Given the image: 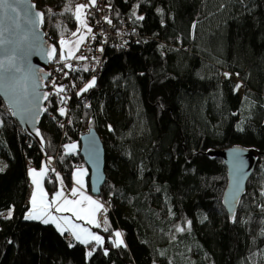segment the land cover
I'll list each match as a JSON object with an SVG mask.
<instances>
[{
    "label": "trees",
    "instance_id": "trees-1",
    "mask_svg": "<svg viewBox=\"0 0 264 264\" xmlns=\"http://www.w3.org/2000/svg\"><path fill=\"white\" fill-rule=\"evenodd\" d=\"M32 1L45 13L57 60L59 41L77 21L64 12L68 0ZM77 3L71 0L73 10ZM107 3L111 19L133 28L138 41L106 48L87 93L64 104L48 97L43 149L0 99V213L13 210L11 219L0 216V264H264V0ZM86 78L84 70L67 77L51 70L47 92H54L53 80L81 85ZM61 105L70 107L65 126L55 121ZM90 128L105 148L106 181L97 197L111 207L112 227L102 245H70L52 224L24 219L27 172L56 157L45 188L56 191V172L69 183L75 163L84 165L79 138ZM69 141L78 149L66 152ZM233 146L256 155L234 220L222 205L227 168L214 154Z\"/></svg>",
    "mask_w": 264,
    "mask_h": 264
},
{
    "label": "water",
    "instance_id": "water-1",
    "mask_svg": "<svg viewBox=\"0 0 264 264\" xmlns=\"http://www.w3.org/2000/svg\"><path fill=\"white\" fill-rule=\"evenodd\" d=\"M8 3L16 8V12H11L6 6L0 5V33H2L0 41H3L0 43V62L4 65L0 69V99L11 110L20 129L43 149L44 139L40 130V121L46 113L43 109L46 108L48 99L37 102L40 109L38 116L33 115L36 109L29 101L37 83L39 94L47 92L46 83L50 79L51 65L54 62L49 52L54 45L46 38L44 22L36 28L28 23V19L34 18L36 11L42 12L32 0H8ZM13 57L15 59L10 64L9 61ZM13 65L21 67L22 71L15 72L14 79H8V73L14 71ZM41 76L43 80L38 79ZM13 112L18 114L13 115ZM79 153L88 171L90 193L97 197L106 181V173L105 148L95 128H90L80 136ZM214 154L227 168V185L223 192L222 205L228 217L232 219L254 170L256 155L242 146H233ZM234 156H239V161L234 159ZM241 166L245 175L241 181V191L237 194L235 182L241 175L239 171ZM233 196H236V199H233Z\"/></svg>",
    "mask_w": 264,
    "mask_h": 264
},
{
    "label": "snow or ice",
    "instance_id": "snow-or-ice-1",
    "mask_svg": "<svg viewBox=\"0 0 264 264\" xmlns=\"http://www.w3.org/2000/svg\"><path fill=\"white\" fill-rule=\"evenodd\" d=\"M0 5L6 6L8 8V10H10L11 12H16V8L12 4L8 3V0H0ZM96 6H97V0H88V4H81V3L75 4V9L73 10V8L71 7V0H68V5L65 6L64 12L71 13L72 16L74 17V19L78 22V27H77L76 31L72 32V34H71L74 37H78V39L76 41H65L64 39H61L59 41V43L62 47L60 50L59 58L57 60L58 63L66 61L68 59H79V60L86 59V57H84V56L75 57L73 55V49H69L67 55H65L64 50H63V45H65L66 43H72L75 46L74 50L79 51L80 44L86 38L85 34L81 32V28L87 29L88 33H91V31H92V29L88 26V23H87L86 10L89 9L90 7H96ZM33 7H35V6H33ZM136 7H139V5H137ZM49 12H51V9H49ZM62 14L63 13H61V15ZM133 15L135 16V12H133ZM44 16H45L44 12L36 11L34 13V18L28 19V23L31 24L33 26V28L39 27V25L43 24V22H44ZM136 19L143 20L144 17L143 16H137ZM104 20L108 24L112 23L111 19L108 17H104ZM0 35H2V33H0ZM94 38L95 37H93V39ZM2 42L3 41H0V43H2ZM100 51H103V49L101 48ZM56 52H57V49L55 46H53L51 48V51L49 52V56H51L53 59H56V55H55ZM14 59H15L14 57L10 59V61H9L10 64H11V61ZM3 67H4L3 62H0V69H2ZM13 68H14V71L8 73V79H14V73L22 71L21 67H16L13 65ZM64 69H68L71 71V70H73V65L70 63H64L62 68L57 69L58 71L63 72L64 76L67 77L68 72H65ZM5 71H8V70L5 69ZM84 71H88V69L85 68ZM224 75L226 78H230L231 74L230 73H224ZM38 79L43 80V77L42 76L38 77ZM95 83H96V79H95V77H93L89 82L84 84V86L76 93V95L79 97V96L83 95L84 93H87L91 88H93L95 86ZM72 86L75 87V85H72ZM241 86L242 85L238 84L235 87L238 90ZM52 87L54 89V92H52V93L43 92L42 95L37 92V89L39 88L38 83L33 88L32 99L29 101V103L33 104V107H35V109H36L35 113L33 114L34 116H38L39 112H40V109L38 107L37 102L41 99L47 100L50 95L55 94V95L60 97L59 102L61 104L66 103V100L68 98L65 96H61V93L65 92L66 86L57 85L56 81L53 80L52 81ZM43 111H47V109L45 108V109H43ZM58 111H59V114L61 116L66 115V108L60 107ZM17 114L18 113L13 112V115H17ZM240 130L243 131L242 128ZM37 135H39V132H37ZM64 147L68 150H74L76 148V145L70 144V145H65ZM234 159L239 161V156H234ZM2 170L3 169H0V171H2ZM29 171H30V175L33 177V183L36 185L37 189H40V182H39V180L36 179V177L37 176H40V177L45 176L46 169H41L39 172H37L35 169H30ZM52 171H55V170L53 169ZM239 171L241 172V175L235 182V191L237 194L239 193V191H241L240 185H241V181L243 179V176L245 175V173H243L242 166L240 167ZM84 174H85V170H83V169H77L76 172L73 173V179H74L75 183L80 186V188L73 187L71 189L70 195L73 197H76L79 195L80 199H68L65 197L63 199L62 203H59L58 201H60V198L63 196V192L57 191V192H55L51 201H48L45 199L47 194L44 193L42 189H40V192H41L40 203H39V205H37L36 193L34 192L32 195V198H31L32 209L29 211L28 215L25 216V219L42 220L43 223H45V224L55 223L56 227L61 230L62 234L64 231L69 230V229H66L62 226L60 221H63V223L65 225H71L72 235L80 243L87 244L90 241H95V243H97V244H102L103 243V237H101L100 235L93 233V232H90L88 229L83 228L81 225L72 223L71 218L69 216L57 217L53 214V211H52L53 206H55V209H54L55 212H70L72 214V216L75 217L76 219L86 220L87 223L93 224L97 228H99L101 226L100 223L97 222V220H96V213L100 212L101 210L106 212L107 210L104 209V205L102 203H100L98 200H93L91 196L84 195V193L80 190L81 188L84 187L83 180L81 179V177ZM56 179L60 180L61 185L63 184V180L59 177L58 173L56 174ZM261 195H264V192H262ZM233 199H236V196H233ZM83 202H87L89 207L88 208L80 207V205ZM237 202H238V200H237ZM231 210L232 209L230 208V211ZM262 210H264V206H262ZM12 212H13V210L9 209L7 216L4 218L5 219H11ZM0 215H3V213H0ZM234 219L235 218L233 217V220ZM104 223H107L106 219H105ZM187 227L190 229L191 221H187ZM104 230L107 231L108 229L105 228ZM185 230L186 229L184 227H180V226H177V228H176L177 232H184ZM80 233H86L88 239H83L81 237ZM262 234H264V230H262ZM114 235L118 239L116 241H113V243L116 244V246L122 245L123 240L119 239L121 237V233L117 231L114 233ZM105 254H107V252H105ZM88 255L91 256L92 252H89Z\"/></svg>",
    "mask_w": 264,
    "mask_h": 264
},
{
    "label": "built area",
    "instance_id": "built-area-1",
    "mask_svg": "<svg viewBox=\"0 0 264 264\" xmlns=\"http://www.w3.org/2000/svg\"><path fill=\"white\" fill-rule=\"evenodd\" d=\"M84 4H88V0H82ZM87 18L90 21L91 24V33H89L85 40L81 43L79 47V51L75 57L84 56L86 59L79 60V59H68L66 61L58 63L57 60H54L53 64L51 65V70H53L54 73H60L63 74V72L58 71L57 69H60L63 67L64 63H70L73 65V70L64 69L65 72H68V74H72L75 71H81L85 68L88 69V71H85L87 73L86 80L81 85L76 84H65V92L62 93L66 97L72 98V96H75L76 93L84 86L85 83L89 82L93 77H96L98 74L101 73L102 68L104 66L105 62V53L107 47H115L120 49H126L131 44L136 43L138 41V35L134 33L133 28L126 24L119 25L117 22L113 21L111 19L112 9L107 3V0H97V6L96 7H90L86 10ZM104 17H108L111 19L112 23L108 24L105 22ZM93 37H95L93 39ZM103 49V51H100V49ZM72 85H75L73 87ZM87 98L82 97V101L86 102ZM5 110L10 112L12 114L11 110L4 105ZM64 107L66 108V115L61 116L59 114V108ZM60 107L56 108V114H58L59 119H56V123L62 124L65 126L69 122V114H70V107L61 105ZM50 118L55 117V114H49ZM55 158L48 161V167L50 169H56L55 165ZM27 164H31L30 161L27 162ZM76 166H80L79 162L75 163ZM27 205V201L25 202L24 206ZM104 209L107 211L101 210L98 222L100 223V228L104 230L107 228L104 225L105 219H107L108 215L111 213V207L108 204L103 203ZM67 242L70 245H74L76 241L72 237L67 238Z\"/></svg>",
    "mask_w": 264,
    "mask_h": 264
},
{
    "label": "crops",
    "instance_id": "crops-1",
    "mask_svg": "<svg viewBox=\"0 0 264 264\" xmlns=\"http://www.w3.org/2000/svg\"><path fill=\"white\" fill-rule=\"evenodd\" d=\"M83 4V3H81ZM87 19V23H88V26H89V20L88 18ZM77 27H78V22H77ZM90 27V26H89ZM81 32L85 34V37L88 35V32H87V29L85 28H81ZM81 45V44H80ZM59 47H60V43H59ZM75 47V46H74ZM80 47V46H79ZM78 51H73V55H76ZM76 145V144H75ZM77 149V146L74 150ZM73 151V150H72ZM47 165V164H46ZM30 169H35L37 172H39L41 169H44V168H40V169H36V168H33V166H29L28 167V172H27V175H28V179H29V182L32 183V192H30V196L28 197V206H27V209L25 211V214H24V218L26 215H28L29 211L32 209V204H31V198H32V195L33 193L35 192L36 193V199H37V205H39L40 203V198H41V192H40V189L43 190L44 193H46V197L45 199L48 200V201H51L52 197L54 196V194L52 195H49V193L47 192L46 188H45V185H44V178L45 176L43 177H40V176H37L36 179L39 180L40 182V189H37L36 185L33 183V177L30 175ZM77 169H83L85 170V174L81 177V179L83 180V184H84V187L81 188L80 190L84 193V195L86 196H91L93 200H98L100 203L103 204V202L98 198V197H95L93 196L91 193H90V189H89V183H88V180H87V176H88V171L83 167V166H78V167H75L74 170L72 171V174H71V178H70V182L69 183H66V181L64 180V178L62 179L63 180V184L61 185L60 181L58 179H56L57 181V191H62L63 192V196L60 198V201H58L59 203H62L63 199L66 197L68 199H80L79 195L76 196V197H73L70 195L71 193V189L73 187H77V188H80L79 185H77L73 179V173L76 172ZM47 172V171H46ZM46 175V174H45ZM80 207H84V208H88L89 205L87 204V202H83ZM55 206H53V214L57 217H60V216H69L71 218V221L72 223L74 224H78V225H81L83 228H86L88 229L90 232H93V233H96L98 235H100L101 237H103V243L105 241V238H106V232L108 231H104L102 230L100 227L97 228L95 227L93 224H89L86 222V220H79V219H76L75 217L72 216V214L70 212H55ZM99 214L100 212H97L96 213V220L98 221V217H99ZM29 220H32V219H29ZM37 221H41L43 222L42 220H37ZM60 223L62 224V226L66 229H69L67 231H64L63 234L66 235V236H70L72 238L75 239V237L72 235V229H71V225H65L63 223V221H60ZM49 224H52L60 233H61V230L58 229L56 227V224L55 223H49ZM104 225L108 228L112 227V223L110 221V219L108 218L107 219V223H104ZM78 231V230H77ZM120 232V230H114V233L115 232ZM121 233V232H120ZM62 234V233H61ZM81 237L83 239H88L87 237V234L86 233H80ZM113 237H115V235H113ZM120 239L123 240V237H122V234H121V237ZM76 240V239H75ZM76 243L77 244H81V245H84V246H87L89 245L90 243H93L95 245H102V244H97L95 243V241H90L89 243L87 244H84V243H80L79 241L76 240ZM93 250L91 248H88V253L89 252H92Z\"/></svg>",
    "mask_w": 264,
    "mask_h": 264
},
{
    "label": "rangeland",
    "instance_id": "rangeland-1",
    "mask_svg": "<svg viewBox=\"0 0 264 264\" xmlns=\"http://www.w3.org/2000/svg\"><path fill=\"white\" fill-rule=\"evenodd\" d=\"M83 2V1H82ZM83 4H84V2H83ZM86 18H87V16H86ZM89 26L91 27V24L89 23ZM89 34V33H88ZM47 38V37H46ZM78 39V37H74V36H69V37H67V38H64V40L65 41H76ZM61 45H60V47H59V55H60V50H61ZM74 44H72V43H66L65 45H63V50H64V53H65V55H67V53H68V50L69 49H73V51H74ZM75 56V55H74ZM58 60V59H57ZM240 93L242 94V90L240 91ZM70 144H76V142L75 141H69L68 143H66L65 145H70ZM77 149H78V145H77ZM65 151L66 152H69V151H72V150H68V149H66L65 148ZM55 158V157H54ZM48 165V164H47ZM46 165V163L45 162H43L42 163V165L40 166V167H35V166H33V168H36V169H40V168H44V169H46V171L48 170V166ZM31 166V165H30ZM83 167L87 170V168H86V166L85 165H83ZM59 174V177L61 178V179H63L62 178V175L59 173V172H56V174ZM60 181V180H59ZM30 188H31V191L30 192H32V183L30 182ZM55 192H57V189H56V191ZM55 192L54 193H52V195L53 194H55ZM31 194V193H30ZM106 204V203H105ZM101 213V212H100ZM7 214H8V211H6V212H4L3 213V215H0L1 217H6L7 216ZM100 215V214H99ZM99 218V217H98ZM25 219V218H24ZM27 220H29V219H27ZM98 222V221H97ZM111 239L113 240V241H116L118 238L115 236V237H111ZM120 239V238H119Z\"/></svg>",
    "mask_w": 264,
    "mask_h": 264
}]
</instances>
